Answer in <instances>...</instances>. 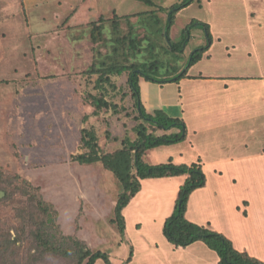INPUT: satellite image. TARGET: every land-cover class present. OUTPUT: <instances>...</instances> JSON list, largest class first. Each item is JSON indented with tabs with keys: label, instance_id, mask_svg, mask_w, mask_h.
<instances>
[{
	"label": "rangeland",
	"instance_id": "rangeland-1",
	"mask_svg": "<svg viewBox=\"0 0 264 264\" xmlns=\"http://www.w3.org/2000/svg\"><path fill=\"white\" fill-rule=\"evenodd\" d=\"M182 1L155 0L158 7L166 9ZM151 9L139 0H0V166L39 185L46 200L58 209L62 230L77 234L93 249L108 252L114 264H125L131 251V260L126 264H141L139 255L147 252L144 244H154L158 252L162 249L160 253L173 264L188 258L183 250H174L172 256L164 250L169 241L161 226L162 219L173 214L187 175L185 179V175L143 179L141 190L123 209L127 236H122L111 221L121 183L101 162L80 164L71 158L84 150L80 132L83 127L95 128L104 152L120 147L126 135L136 137V112L130 96H125L129 90L126 74L115 77L119 92L110 97L125 111L115 114L103 110L96 115L94 107L85 101L88 92H96L95 78L86 73L95 57L89 29L92 21L101 15L109 19L115 10L125 15ZM157 11L167 18L166 12ZM203 22L210 27L214 53L232 56L227 62L214 63L203 55V60L190 67L189 74L197 77L179 81L183 106L178 103L166 107L155 97L159 93L156 89L166 82L144 80L149 88L147 93L144 91L150 101L149 110L173 114L184 121L187 130L185 139L150 149L145 159L153 165L170 160L180 165L198 161L194 157L198 153L203 161L251 154L253 161L243 163V167L240 163L242 168L238 162L223 160L222 175L209 170V191L201 199L209 206L208 219L213 223H208L212 229L230 232L235 247L246 248L264 260V141H256L243 131L244 126L233 132L228 125L222 130L229 132L219 140L218 133L211 132L209 141L198 125L204 117L198 113L206 106V91L220 93L227 89L212 86L213 81L204 76L235 72L257 77L264 73V0H195L178 11L170 28L172 40L182 42L183 49L171 52L155 47L153 53L138 59H157L162 63L159 71L153 72L154 77H176L189 65L191 53L209 42ZM123 28L128 30L126 21ZM159 44H163L161 39ZM228 83L226 96L221 94L219 99L224 110L233 95L241 100L235 111L232 103L228 119L235 113L243 119L242 123L252 124L263 136L264 110L256 112L260 104L252 96H264V80ZM181 110L187 116L182 117ZM86 116L89 118L84 119ZM167 132L177 134L182 129L173 127ZM4 197L5 192L0 197V224L12 227L15 236L13 226L20 224L16 208L26 205L27 198L16 194L12 202ZM233 203H240L241 209L237 210ZM243 231L248 235H240ZM213 253L211 264H218L216 252ZM38 264L71 263L46 255ZM96 264L106 263L99 259Z\"/></svg>",
	"mask_w": 264,
	"mask_h": 264
},
{
	"label": "trees",
	"instance_id": "trees-1",
	"mask_svg": "<svg viewBox=\"0 0 264 264\" xmlns=\"http://www.w3.org/2000/svg\"><path fill=\"white\" fill-rule=\"evenodd\" d=\"M139 1L151 7V11L121 15L115 10L111 18L101 15L98 20L90 23L89 36L94 44L95 57L86 73L95 78L96 92L90 91L85 97L86 103L94 107L93 113L96 115L103 110H112L115 114L125 111L124 107L110 97L117 96L119 92L115 77L126 74L129 90L125 96H130L136 112V137L133 139L126 135L120 147L104 152L95 128L83 127L80 132L81 148L84 150L72 154L71 158L80 164L101 162L121 183L122 190L115 205V217L111 221L117 225L122 236L126 235L123 209L141 190L143 179L187 175L180 187L174 212L163 226L167 240L177 248L203 241L216 251L220 258L219 264H264V260L247 251L238 250L230 238L212 229L209 223H195L186 217L190 195L207 183L200 159L191 164L180 165L174 164L172 160L153 165L145 159L148 150L185 139L187 130L182 119L170 116L163 110L149 112L146 109L141 99L140 79L179 82L188 76L190 67L199 62L209 50L212 36L208 23L203 22L201 25L209 38L208 44L191 53L189 65L176 77H154L153 72L159 71L162 63L157 59L141 62L138 57L145 58L144 54L153 53L158 47L171 52L182 50V42L179 44L172 40L170 28L178 11L195 0H183L168 9L158 7L155 0ZM157 10L166 12L167 18L161 17ZM134 17L137 18L136 21H132ZM124 21L128 25L126 32L123 28ZM185 37L183 35V41ZM159 39L163 41L162 45L159 44ZM88 118L89 116L84 117ZM173 127L181 128L182 133L169 134L167 131ZM159 130L165 133L158 134ZM107 135H110L109 131ZM1 191L5 192L4 198L12 202L15 201L16 194L25 196L27 200L26 205L20 204L16 208L20 224L18 227L13 226L16 228L15 236L12 227L0 224V264H38L46 255L68 260L71 264H96L99 259L106 264H114L108 252L93 249L77 234H67L62 230L60 213L55 204L46 200L42 188L30 179L8 173L0 166ZM131 256L132 251L125 264L130 262Z\"/></svg>",
	"mask_w": 264,
	"mask_h": 264
},
{
	"label": "crops",
	"instance_id": "crops-1",
	"mask_svg": "<svg viewBox=\"0 0 264 264\" xmlns=\"http://www.w3.org/2000/svg\"><path fill=\"white\" fill-rule=\"evenodd\" d=\"M212 45H213V42H212ZM212 45L210 46L209 50L207 52H205V54H204V56L208 57L207 60H211L214 63H220V60H222V63H224L223 61H226V62L229 61L227 58L228 57L231 58L232 53H228L225 55L223 53H221L218 55V54L214 53ZM201 60H203V58ZM196 77L197 76H195V75H190L188 72V76L186 78L181 79L180 82L186 81L188 79L191 80V79L196 78ZM204 77H208V79L210 81H213V84H211V85L214 87H219V88L224 87V89L227 88L225 92H220V93L212 91L211 89H208L206 91V93L204 94L206 106H204V109H200V111L198 113V114H203L204 117L200 120L198 125L201 124L199 126V127H201L200 131H202L203 133H205L207 135L208 140L212 141L210 137H211V134L214 132L218 133V140H219L220 136L225 135L227 132H229L227 130L226 131L222 130L223 128L227 127V125H228L230 130H232L233 132L238 130L237 129L238 126H244L243 131H246V133H248V135L253 136L256 139V141H264V135L260 137L259 133H257L259 131H256L252 124L245 125L244 123H242L243 119L240 116H238L234 113V115L231 116V119H228L229 118L228 109H232V106L234 104V111H235L236 106L239 107L241 105V100L239 98H237V97L235 98V96L233 95L232 96L233 99L230 101V105H229V107L227 106L228 109H226V110H224V107L219 103V99H221L220 95L222 94L223 96H226L225 94L229 90L230 84L228 82L233 83V82H237L239 80H243V81L247 80L250 83H254L258 79L264 80V73L261 76H257V77H255V76L245 77V75H237L235 72L231 73V74H220L218 72L215 74L206 75ZM144 80H146V79H144V78L140 79V85L142 86L141 87L142 88L141 99L143 98L142 102H143L144 106L146 107V109L149 112H151L149 110L150 101H149L148 97L147 98L145 97V93L148 92L149 88L145 87L146 86L145 82L147 80L146 81H144ZM180 87L181 86L179 85L178 81L177 82L176 81L166 82V84L162 85L161 88L156 89V93H158V92L159 93L155 97L160 99V102L162 104H165L166 107L176 105L178 103L183 106V103L181 102V88ZM167 90H170V91L167 92ZM144 91H145V93H144ZM228 97H230V96H228ZM252 98L257 99L258 104H260V108L258 109L256 107V108H254V111L256 109H258L256 112L259 113V110H264V96L261 98L260 97L257 98V97L252 96ZM176 99H178V102H175ZM246 105H248V104H246ZM158 108H159V106H158ZM180 115L182 117H184V116H187V113L183 110ZM194 115H196V112H194ZM171 116H174V115L172 114ZM251 130H253L252 133H251ZM159 131H162L161 134H163V132H164L163 130H159ZM195 132L197 133L198 130H195ZM239 155L240 156L230 155L226 159H214V160H204V161L201 159L202 155L200 156L199 153H198V155H196L194 157H196L197 159H200L202 161L203 170L206 174L207 183H208L209 170H214L215 172H218L219 174L222 175L221 164H222L223 160L224 161H230V162H238L237 166H239V164L241 163L242 167H243V163H248V162L253 161L251 154H246L243 156L241 154H239ZM198 156H199V158H198ZM229 157H233V158H229ZM239 167L242 168L241 166H239ZM247 170L249 171V168ZM185 177H186V175L184 176V179H185ZM207 183L204 187L196 189L190 195V199L188 202V208H187V212H186V217L192 222L200 223V224H207L208 222L213 223L212 221H210V219H208L209 215L207 214V211L209 210V206H206L205 200L201 199L202 195L206 194L209 191L208 190L209 186ZM240 206H241L240 203L234 204V207L237 210L241 209ZM246 215H248V214H246ZM166 219L167 218L162 219L163 220V221H161L162 227L164 226ZM140 226L141 225H138L139 228H140ZM215 229H216V231L218 230L219 232H221L223 234L225 233V235H227V237H229L233 241V238L231 237L232 235L230 234V232H228L222 228H215ZM162 231H163V228H162ZM240 235H242V236L248 235V232L243 231V232H241ZM126 236H127V234H126ZM128 240L130 241L131 239H128ZM144 247L147 250V252H144V253H146L145 256H143V252H142V256H141V253L139 255V257L142 258L141 264H146V262H152L154 264H173V261L169 262L166 259V257L160 253V251H162V249L161 250L159 249V252L156 250L154 244H144ZM163 248L166 252L170 253V256H172V252L174 250L175 251L176 250L185 251V253L188 255V258L184 262L179 260V262L177 264H211L212 254L214 255V253H213L214 250L212 251V249H210L203 241H196L193 244H191L187 247H184V248H182V247L177 248V247H175L174 244L169 242L168 245L166 247L163 246ZM238 250L247 251L249 254H251L250 251H248L246 248H243V249L239 248ZM215 254H216L215 255L216 262L219 264L220 258H219L217 253H215ZM166 256H169V255H166ZM252 256H254V255H252ZM255 257H257V256H255ZM257 258H259V257H257ZM170 259H172V258L170 257ZM259 259H261V258H259ZM164 260H165V262H164Z\"/></svg>",
	"mask_w": 264,
	"mask_h": 264
},
{
	"label": "water",
	"instance_id": "water-1",
	"mask_svg": "<svg viewBox=\"0 0 264 264\" xmlns=\"http://www.w3.org/2000/svg\"><path fill=\"white\" fill-rule=\"evenodd\" d=\"M3 195H4V192H1V193H0V197L3 196Z\"/></svg>",
	"mask_w": 264,
	"mask_h": 264
}]
</instances>
